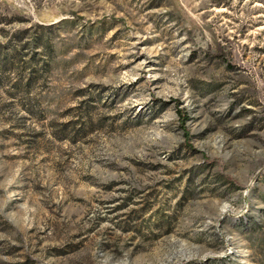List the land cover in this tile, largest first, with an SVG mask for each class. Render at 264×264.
<instances>
[{"label": "rangeland", "instance_id": "374dc122", "mask_svg": "<svg viewBox=\"0 0 264 264\" xmlns=\"http://www.w3.org/2000/svg\"><path fill=\"white\" fill-rule=\"evenodd\" d=\"M0 264H264V0H0Z\"/></svg>", "mask_w": 264, "mask_h": 264}, {"label": "trees", "instance_id": "16d2710c", "mask_svg": "<svg viewBox=\"0 0 264 264\" xmlns=\"http://www.w3.org/2000/svg\"><path fill=\"white\" fill-rule=\"evenodd\" d=\"M184 118H186V116H184Z\"/></svg>", "mask_w": 264, "mask_h": 264}]
</instances>
